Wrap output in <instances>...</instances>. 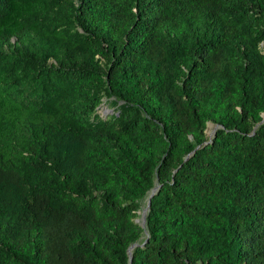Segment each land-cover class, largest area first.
<instances>
[{
	"label": "trees",
	"instance_id": "1",
	"mask_svg": "<svg viewBox=\"0 0 264 264\" xmlns=\"http://www.w3.org/2000/svg\"><path fill=\"white\" fill-rule=\"evenodd\" d=\"M262 42L264 0H0V264H264Z\"/></svg>",
	"mask_w": 264,
	"mask_h": 264
},
{
	"label": "water",
	"instance_id": "2",
	"mask_svg": "<svg viewBox=\"0 0 264 264\" xmlns=\"http://www.w3.org/2000/svg\"><path fill=\"white\" fill-rule=\"evenodd\" d=\"M263 117H264V114H263ZM209 124H214V123H212L211 121H208V122H207V126H208ZM214 125L217 127L216 124H214ZM206 128H207V127H206ZM205 131H206V129H205ZM153 192H154V189L152 190V193L149 195V197H148V199H147L146 206H145V208L143 209V214H142V218H141V225H142L143 227H145V215H146V211H147V209L149 208L150 200H151V196H152ZM137 221H138V220H137ZM134 246H136V243H133V244H131V245L128 247V250H127V251H128V253H129L130 258H131V250L133 249Z\"/></svg>",
	"mask_w": 264,
	"mask_h": 264
},
{
	"label": "rangeland",
	"instance_id": "3",
	"mask_svg": "<svg viewBox=\"0 0 264 264\" xmlns=\"http://www.w3.org/2000/svg\"><path fill=\"white\" fill-rule=\"evenodd\" d=\"M261 48L264 50V42L261 43ZM112 103H115L114 100H112L110 102L111 105H113ZM104 106V105H103ZM215 130H216V126L214 124H209L206 128V134L207 136H212L214 133H215ZM142 214H143V211H140V214H139V220H141L142 218Z\"/></svg>",
	"mask_w": 264,
	"mask_h": 264
}]
</instances>
